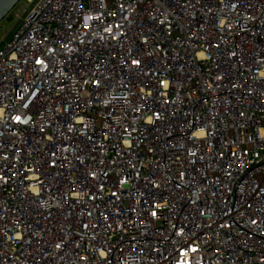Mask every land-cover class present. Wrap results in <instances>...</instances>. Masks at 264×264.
I'll list each match as a JSON object with an SVG mask.
<instances>
[{
    "label": "built area",
    "instance_id": "1",
    "mask_svg": "<svg viewBox=\"0 0 264 264\" xmlns=\"http://www.w3.org/2000/svg\"><path fill=\"white\" fill-rule=\"evenodd\" d=\"M14 12L0 264H264V0Z\"/></svg>",
    "mask_w": 264,
    "mask_h": 264
},
{
    "label": "rangeland",
    "instance_id": "2",
    "mask_svg": "<svg viewBox=\"0 0 264 264\" xmlns=\"http://www.w3.org/2000/svg\"><path fill=\"white\" fill-rule=\"evenodd\" d=\"M16 27L14 9L0 22V44L10 40Z\"/></svg>",
    "mask_w": 264,
    "mask_h": 264
},
{
    "label": "water",
    "instance_id": "3",
    "mask_svg": "<svg viewBox=\"0 0 264 264\" xmlns=\"http://www.w3.org/2000/svg\"><path fill=\"white\" fill-rule=\"evenodd\" d=\"M20 0H0V22L14 9Z\"/></svg>",
    "mask_w": 264,
    "mask_h": 264
}]
</instances>
